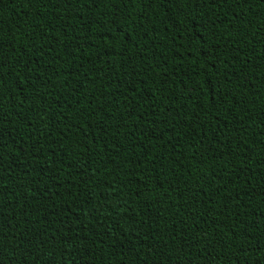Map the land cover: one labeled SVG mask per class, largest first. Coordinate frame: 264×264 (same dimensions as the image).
<instances>
[{
	"label": "trees",
	"instance_id": "16d2710c",
	"mask_svg": "<svg viewBox=\"0 0 264 264\" xmlns=\"http://www.w3.org/2000/svg\"><path fill=\"white\" fill-rule=\"evenodd\" d=\"M0 157V264H264V0H0Z\"/></svg>",
	"mask_w": 264,
	"mask_h": 264
},
{
	"label": "snow or ice",
	"instance_id": "6c2138e0",
	"mask_svg": "<svg viewBox=\"0 0 264 264\" xmlns=\"http://www.w3.org/2000/svg\"><path fill=\"white\" fill-rule=\"evenodd\" d=\"M118 12H119V10L117 9V15H118ZM125 33L123 32V29H121L118 33H115L113 36H112V40H113V42H117V41H119V42H123V40L125 39ZM99 39H101L102 41H103V37H99ZM135 113H133V115H134ZM0 158H2V157H0ZM220 243H222V242H220ZM209 247H210V245H209ZM249 251H251V250H249ZM258 251H264V245H261L260 246V249H258ZM209 255H211V252H209L208 253ZM229 264H231V261H229ZM257 264H259V262H257Z\"/></svg>",
	"mask_w": 264,
	"mask_h": 264
}]
</instances>
